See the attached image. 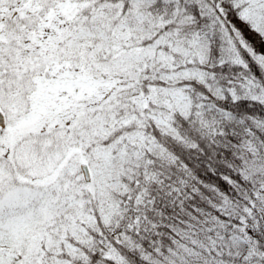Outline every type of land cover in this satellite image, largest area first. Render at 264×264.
Segmentation results:
<instances>
[{
	"label": "snow or ice",
	"instance_id": "6c2138e0",
	"mask_svg": "<svg viewBox=\"0 0 264 264\" xmlns=\"http://www.w3.org/2000/svg\"><path fill=\"white\" fill-rule=\"evenodd\" d=\"M262 47L264 0H0V264H264Z\"/></svg>",
	"mask_w": 264,
	"mask_h": 264
},
{
	"label": "rangeland",
	"instance_id": "374dc122",
	"mask_svg": "<svg viewBox=\"0 0 264 264\" xmlns=\"http://www.w3.org/2000/svg\"><path fill=\"white\" fill-rule=\"evenodd\" d=\"M262 51H264V47H262V49H261Z\"/></svg>",
	"mask_w": 264,
	"mask_h": 264
},
{
	"label": "trees",
	"instance_id": "16d2710c",
	"mask_svg": "<svg viewBox=\"0 0 264 264\" xmlns=\"http://www.w3.org/2000/svg\"><path fill=\"white\" fill-rule=\"evenodd\" d=\"M249 38H251V34H249Z\"/></svg>",
	"mask_w": 264,
	"mask_h": 264
}]
</instances>
